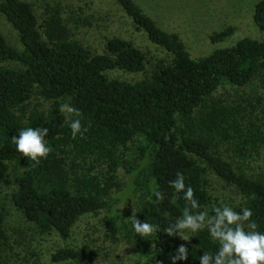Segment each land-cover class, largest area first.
<instances>
[{
    "label": "trees",
    "instance_id": "1",
    "mask_svg": "<svg viewBox=\"0 0 264 264\" xmlns=\"http://www.w3.org/2000/svg\"><path fill=\"white\" fill-rule=\"evenodd\" d=\"M112 1L151 44L171 56L168 64L156 65L139 82L103 75L111 70L143 71V54L130 43L113 37L105 41L100 53H93L70 40L55 9L38 24L26 2L0 0V14L16 32L21 47L8 46L0 34V62L17 64V68H0V184L13 185L12 205L36 232H52L65 240L81 217L109 208L106 197L121 169L115 153L140 138L143 144L139 143L137 150L145 164L147 187L132 219L159 228L150 236H140L131 221L128 240L143 254L137 264H172L171 257L180 245L187 247L188 256L176 264H201L205 252L215 255L219 249V242L210 237L207 228L192 232L189 242L166 231L182 217L185 207L190 208L184 193H176L169 185L177 173L184 176L186 188L193 189L199 202V208L191 209L193 214H214L213 209H205L210 202L204 178L208 170L236 190L241 203L233 210L239 213L250 208L255 231L264 233V179L234 170L219 154L223 143L233 145L236 154L264 146V0L257 1L252 10V23L262 34L259 40L243 38L198 59L190 58L177 36L157 27L133 0ZM234 30L226 27L212 33L209 41L222 42ZM254 79L260 95L254 105L248 98L242 102L252 111L255 105L262 108L259 124L249 120L238 103L212 99L221 82L242 88ZM34 92L51 101L46 112L27 109ZM60 99L82 114V126L88 129L83 136L73 137L60 112ZM29 127L49 130L45 141L52 151L39 163L18 152L12 140ZM70 150L102 158L108 175L69 173L65 155ZM9 164L21 170L12 180ZM157 191L164 194L159 203L155 202ZM103 226L105 236L113 241L117 232L114 217L106 219ZM6 244L0 211V247ZM86 258L87 250L81 247L58 248L49 256L53 264H83Z\"/></svg>",
    "mask_w": 264,
    "mask_h": 264
},
{
    "label": "rangeland",
    "instance_id": "2",
    "mask_svg": "<svg viewBox=\"0 0 264 264\" xmlns=\"http://www.w3.org/2000/svg\"><path fill=\"white\" fill-rule=\"evenodd\" d=\"M30 5L38 24L50 15L51 9L58 12L63 25L68 29L70 40L79 42L93 53H100L103 44L110 38L124 40L139 50L144 57V69L138 73L120 70L103 72L109 79L135 83L145 79L158 64H168L171 56L163 49L151 44L145 34L136 30L130 19L112 0H22ZM142 12L154 21L161 30L177 36L188 56L198 59L207 56L213 50L227 48L243 38L259 40L262 34L252 23L253 5L259 0H133ZM226 27H234V32L222 42L211 43L209 36ZM0 34L5 43L20 50L16 32L0 14ZM0 68H17L9 61L0 62ZM260 95L257 81L254 79L242 88L221 82L213 93L212 99L226 103H238L249 120L259 124L261 107L255 105L254 111L242 102L248 98L253 105ZM59 103H68L60 99ZM51 101L40 97L36 92L27 101V109L46 112ZM250 113V115H248ZM65 117L66 114L62 113ZM140 138L119 148L115 153L116 164L121 167L116 172L106 199L109 208L95 214L81 217L73 225L67 239L61 240L54 233L39 234L32 225L25 222L15 210L10 200L13 185L0 184V211L3 214V229L7 238L5 247H0V262L5 264H53L49 256L54 250L63 247H81L87 250L83 264H137L142 252L128 240L127 230L133 218L134 210L144 198L147 187V173L137 150ZM139 144V145H140ZM220 156L231 164L234 170H240L247 177L264 179V146L255 150L236 154L231 144L219 146ZM65 159V168L71 174L106 176L109 171L107 162L95 155H78L72 150ZM21 172L9 164V180ZM209 205L205 209H214L227 205L233 209L240 206L241 200L236 190L225 185L208 170L204 176ZM208 211V210H207ZM114 217L117 232L110 241L105 236L103 223ZM182 236L192 237L191 230H183ZM56 264H75L70 262Z\"/></svg>",
    "mask_w": 264,
    "mask_h": 264
},
{
    "label": "clouds",
    "instance_id": "3",
    "mask_svg": "<svg viewBox=\"0 0 264 264\" xmlns=\"http://www.w3.org/2000/svg\"><path fill=\"white\" fill-rule=\"evenodd\" d=\"M60 112L66 114V123H69L73 137L77 134L83 136L87 127L81 123V113L69 103L60 105ZM72 117H76L73 119ZM47 128H26L19 131V138L13 137L17 151L24 157L31 158L36 163L41 158H47L52 148L45 141L48 135ZM120 171V169H118ZM169 185L176 193H184V199L189 207H185L181 218L174 225H170L166 231L169 236L179 235L181 239L188 241L189 237L182 236L183 230L197 232L207 228L210 237L219 242V249L215 255L205 252L200 257L201 264H264V233L255 231L257 225L251 222L253 215L250 208H243L236 212L233 208L224 205L213 209L214 214L207 212L192 213L191 209L199 208V202L194 198V191L185 185V178L177 173ZM157 203L164 199V194L157 191L154 193ZM132 226L140 236L152 235L158 231L159 226L146 221L141 222L137 218L132 219ZM154 247V245H153ZM188 249L180 245L175 255L171 257L172 264L178 260H186Z\"/></svg>",
    "mask_w": 264,
    "mask_h": 264
}]
</instances>
